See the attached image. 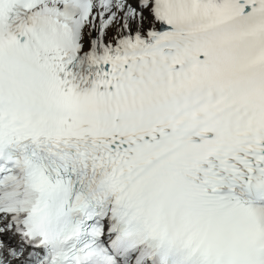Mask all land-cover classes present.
<instances>
[{
    "label": "snow or ice",
    "instance_id": "obj_1",
    "mask_svg": "<svg viewBox=\"0 0 264 264\" xmlns=\"http://www.w3.org/2000/svg\"><path fill=\"white\" fill-rule=\"evenodd\" d=\"M0 264H264V0H0Z\"/></svg>",
    "mask_w": 264,
    "mask_h": 264
}]
</instances>
